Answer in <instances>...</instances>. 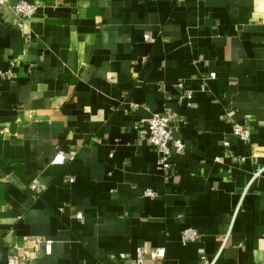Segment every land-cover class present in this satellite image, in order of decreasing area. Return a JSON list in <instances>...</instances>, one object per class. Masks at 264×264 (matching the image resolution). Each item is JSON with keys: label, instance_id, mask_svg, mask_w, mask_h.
Here are the masks:
<instances>
[{"label": "crops", "instance_id": "crops-1", "mask_svg": "<svg viewBox=\"0 0 264 264\" xmlns=\"http://www.w3.org/2000/svg\"><path fill=\"white\" fill-rule=\"evenodd\" d=\"M23 1V23L0 10V264L24 235L52 246L27 264H132L138 247L144 264H264V0ZM153 113L184 143L173 172Z\"/></svg>", "mask_w": 264, "mask_h": 264}, {"label": "built area", "instance_id": "built-area-1", "mask_svg": "<svg viewBox=\"0 0 264 264\" xmlns=\"http://www.w3.org/2000/svg\"><path fill=\"white\" fill-rule=\"evenodd\" d=\"M10 0H0V10L9 7ZM10 8L23 23L25 20L30 19L35 11L36 5L23 0L17 1L15 4L11 5ZM147 41H152V36L149 33L144 35ZM9 74V73H6ZM210 78L215 77V73L209 74ZM187 97L191 98V93L188 92ZM172 119L169 115L163 113H153L147 119L145 123L148 129V142L156 149L159 154L157 160V168L161 171H174V163L172 162V157L174 155L180 154L185 146L182 140L175 136V133L171 126ZM232 132L240 140L248 142L251 137V130L247 125L234 123L232 126ZM228 144V142H226ZM70 155H65L62 152H58L53 162L63 164L66 159H72ZM258 174V173H257ZM29 188L33 191H39L45 189V185L38 183H30ZM147 195H154V192L148 189L145 192ZM78 217L81 214L77 215ZM228 236V235H227ZM198 238V233L195 230L188 229L182 233V241L186 243L188 241H195ZM227 240V239H225ZM22 242V252L16 255L9 256L7 258L8 264H27L29 263L37 254L39 249L43 246L47 253H51L52 246L49 239H44L39 236L34 235H24L21 238ZM164 248H156L154 250L155 258H162L164 256ZM146 251L143 247H138L136 249V258L132 264H144Z\"/></svg>", "mask_w": 264, "mask_h": 264}]
</instances>
